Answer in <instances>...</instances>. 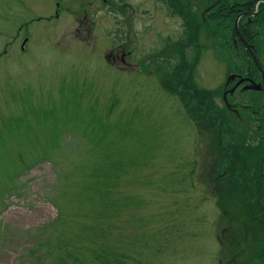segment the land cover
Listing matches in <instances>:
<instances>
[{"label": "rangeland", "instance_id": "1", "mask_svg": "<svg viewBox=\"0 0 264 264\" xmlns=\"http://www.w3.org/2000/svg\"><path fill=\"white\" fill-rule=\"evenodd\" d=\"M163 2L0 0V264H227L238 208L217 199L236 192L211 190L216 144L162 85L164 40L181 24ZM124 43L150 52L146 72L106 59ZM208 53L197 85L218 90L234 59ZM238 156L264 166V147Z\"/></svg>", "mask_w": 264, "mask_h": 264}, {"label": "flooded vegetation", "instance_id": "2", "mask_svg": "<svg viewBox=\"0 0 264 264\" xmlns=\"http://www.w3.org/2000/svg\"><path fill=\"white\" fill-rule=\"evenodd\" d=\"M216 1L191 0L186 7L174 8L171 2L164 0L163 3L169 16L177 17L181 20V24L176 40L165 37V47L161 50L159 74L162 85L163 81L178 80L177 83L171 81L176 85L178 94L169 92L180 100L186 111L189 108L191 112L198 113V110L205 106L208 110L205 119L211 120L214 114L219 116L218 131L214 127L213 131L207 130V124L201 123V118L198 119L199 114L193 115L194 119L193 117L191 119L197 133L200 137L203 136L204 142L212 140L216 144L217 152L211 164L213 170L209 176V182L213 181L211 190L214 193L216 191L219 193L221 189L226 192L227 187L225 186L230 184L233 186L232 190L236 192L231 195L232 197L222 201L224 207L228 209L226 212L222 211L223 214H230L229 208H238L236 217L239 221V229L241 228L237 233L238 230L232 226L223 234L227 264H264V212L258 211V205H255L256 196L264 190V166L254 164L252 167H237L238 155L243 149L238 142L244 141V146L248 147L250 152L259 151L261 147H264V137L261 136V130L264 128V103L262 100L254 101L252 98L255 93H259L260 96L264 93V65L257 56L258 47L264 42V0H226L227 5L218 16L213 14L217 6L211 9ZM131 9L132 13H136V7ZM115 11H117L115 13L113 11L115 19L120 21V11L116 9ZM190 20H192L191 24ZM86 31L89 32L90 29ZM144 31L148 32L149 28H145ZM131 35L127 34L129 44L136 38V33ZM118 38V41H123L120 39L121 36L118 35ZM129 44H118L110 55L106 56V59L118 69L117 63L126 64L128 58H131V64L135 69L140 67V64L145 66L151 63L150 52H144L140 58L136 59L131 46L128 49ZM223 49L229 50L234 59V62H231L232 65L228 67L225 82L218 90L204 87V81L202 82L203 87L200 88L197 85L196 76L199 71L197 69L205 59L204 54L209 52L208 54L215 55ZM251 51L257 56L262 71L255 64ZM146 67L145 72L148 69ZM173 67L176 72L173 71ZM183 73L187 82L179 86ZM253 83L262 84L263 89H245ZM200 90L205 93L203 97L200 96ZM181 95L187 96V103L183 101ZM257 97L259 95L255 96L256 100H258ZM242 110L243 114H241ZM189 116L191 117L190 112ZM232 120L236 122L239 133L240 122L244 124L245 136L233 135L231 127L227 129L232 125ZM253 124L257 125L255 129ZM223 125L227 127L223 128ZM226 133L230 134V137H226ZM234 153L235 156H231ZM236 200L237 205H235ZM217 202L220 201L217 199ZM246 204H249L251 209L243 210Z\"/></svg>", "mask_w": 264, "mask_h": 264}, {"label": "trees", "instance_id": "3", "mask_svg": "<svg viewBox=\"0 0 264 264\" xmlns=\"http://www.w3.org/2000/svg\"><path fill=\"white\" fill-rule=\"evenodd\" d=\"M169 1V3L171 2V5L175 8H179V6L180 7H186V5L188 6L189 4H190V1L191 0H168ZM233 1H235V0H233ZM227 4H226V0H224V2H222L219 6H217L214 10H213V14L214 15H216V16H218V14H220V12H222V10L225 8V6H226ZM189 16H190V18H191V14H189ZM232 18H234V16H232ZM189 23L191 24L192 23V20H190L189 21ZM246 38H247V36H246ZM250 39V38H249ZM166 60V59H165ZM168 60V59H167ZM173 69V71L174 72H176L175 71V68L173 67L172 68ZM171 81H173V83H177L178 82V80H176V79H171ZM171 81L170 80H167V81H163V85H164V87L167 89V90H169L170 92H172V93H175V94H178V92H177V89H176V85L175 84H172L171 83ZM186 77H185V74L183 73V75L181 76V79H180V81H179V86H181L182 84H186ZM181 84V85H180ZM199 93H200V96L201 97H203L204 95H205V93H204V91L202 92V90H200L199 91ZM206 94H209L208 92H206ZM181 97H182V99H183V101H186V103H187V96L186 95H181ZM262 103H264V101H262ZM189 109V108H188ZM193 113V115H197V114H199V116H198V119H200V122L202 123V122H204V123H206L207 124V127H208V129L207 130H209V131H213V127L215 128V130L216 131H218V119H219V116H218V114H214L213 115V117L211 118V120H207V119H205L206 118V114L208 113V110H207V107H205V106H203V109H201V110H198V113L197 112H192ZM193 119H194V116H193ZM201 125V124H200ZM232 132H233V135H236V134H238V135H240V133H239V131H238V129H237V126H236V128H233V130H232ZM220 133V132H219ZM264 134V128H262V130H261V135H263ZM245 144V143H244ZM243 147H245V146H243ZM242 150V149H241ZM238 193V192H237ZM8 194V193H7ZM219 194L220 195H222L223 194V190H221V191H219ZM224 194H226V192L224 191ZM219 201L220 202H218L219 203V207H220V209L223 211V212H226V210H228L226 207H224V205H223V200L221 199V198H219ZM223 201V202H222ZM249 210V209H251V207L249 206V204H246V205H244V207H243V210ZM253 210H255V211H257V210H259V211H263L264 212V206L263 205H261V206H259L258 205V208H257V210L256 209H253ZM239 211V210H238Z\"/></svg>", "mask_w": 264, "mask_h": 264}, {"label": "water", "instance_id": "4", "mask_svg": "<svg viewBox=\"0 0 264 264\" xmlns=\"http://www.w3.org/2000/svg\"><path fill=\"white\" fill-rule=\"evenodd\" d=\"M221 2H222V0H217V1L214 3V5L211 6V9H212V8H215L216 6H218ZM237 22H238V20H237ZM236 29H237L238 32H239L238 25H236ZM239 33H240V32H239ZM240 38L246 43V41L244 40V38H243L242 36H240ZM251 53H252V57H253V59H254L255 64H256L257 67L262 71L257 56L255 55V53H253V51H251ZM263 77H264V76H263ZM245 89H247V90H253V89H255V90H262V89H263V85H262V84L257 85V84H255V83H253L251 86L245 87Z\"/></svg>", "mask_w": 264, "mask_h": 264}]
</instances>
